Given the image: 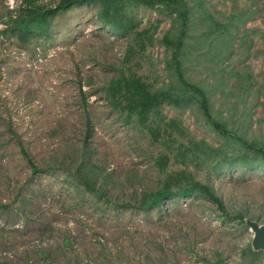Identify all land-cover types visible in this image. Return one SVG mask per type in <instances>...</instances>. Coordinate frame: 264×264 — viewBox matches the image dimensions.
Instances as JSON below:
<instances>
[{
    "label": "rangeland",
    "instance_id": "1",
    "mask_svg": "<svg viewBox=\"0 0 264 264\" xmlns=\"http://www.w3.org/2000/svg\"><path fill=\"white\" fill-rule=\"evenodd\" d=\"M57 2L37 0L51 9ZM186 2L187 76L207 90L228 129L251 137L264 118V0ZM22 7L20 0H0V264H261L264 254L252 250L245 220L264 224L262 165L214 172L188 165L194 180L209 182L229 219L197 194L136 209L142 193L180 166L170 159L165 171L157 169L154 157L167 150L124 126L103 86L129 45L136 49L132 71L152 89L172 84L165 67L170 51L161 39L176 36L173 18L132 8L135 30L151 26L153 34L140 50L130 33L104 26L97 3L83 4L56 12L47 32L27 42L9 29ZM162 113L179 121L178 142L219 141L194 106H164ZM83 157L105 196L74 181Z\"/></svg>",
    "mask_w": 264,
    "mask_h": 264
},
{
    "label": "trees",
    "instance_id": "2",
    "mask_svg": "<svg viewBox=\"0 0 264 264\" xmlns=\"http://www.w3.org/2000/svg\"><path fill=\"white\" fill-rule=\"evenodd\" d=\"M20 1L24 13L12 20L9 29L12 36L27 42L35 34L42 35L47 32L51 26L48 19L56 12L83 4L97 3L96 17L104 26L116 33H130V40L140 47V50L145 45L152 44L153 34L148 30L151 26L145 30H135L134 19L128 14L132 8L157 10L173 18L178 25L176 36L173 38L167 33L161 39L170 51L165 67L173 83L165 88L152 89L129 68L131 56L136 50L133 45H129L125 49L121 66L115 68L114 77L104 82V97L113 111L117 112L124 126L145 132L152 145L167 150V153H160L153 159L159 171H165L170 159L180 166L177 170L167 172L155 189L141 194L136 205L137 210L148 211L161 207L164 201L175 197L197 194L216 205L223 217L229 219L223 203L209 182L194 180L188 165L209 167L213 172L226 165L264 166V118L260 121L262 127L258 129V133L251 137L236 134L227 128L222 119L214 115L207 90L188 78L183 62V45L189 17L186 0H58L52 9L48 5H40L37 0ZM250 83L246 81V90L250 89ZM164 106L174 109L194 106L202 120V126L209 129L219 141L212 144L205 139L190 138L185 144L178 142L173 135L176 133L178 136H184L183 129L177 119L167 118L162 113ZM84 150L86 152V149ZM20 152L26 157L31 170L36 172L37 167L22 147ZM84 159L83 157V160L79 161L73 173L74 181L82 185L83 191L92 192L98 197L105 196L101 187L104 185L96 186L94 176L85 169ZM236 217L240 222L244 221L239 212Z\"/></svg>",
    "mask_w": 264,
    "mask_h": 264
},
{
    "label": "water",
    "instance_id": "3",
    "mask_svg": "<svg viewBox=\"0 0 264 264\" xmlns=\"http://www.w3.org/2000/svg\"><path fill=\"white\" fill-rule=\"evenodd\" d=\"M246 225L252 232L251 248L253 251H262L264 254V224L246 219ZM261 264H264V258Z\"/></svg>",
    "mask_w": 264,
    "mask_h": 264
}]
</instances>
